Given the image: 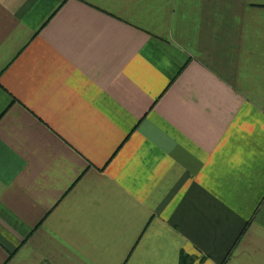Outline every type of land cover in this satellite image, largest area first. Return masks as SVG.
I'll list each match as a JSON object with an SVG mask.
<instances>
[{"label": "crops", "instance_id": "1", "mask_svg": "<svg viewBox=\"0 0 264 264\" xmlns=\"http://www.w3.org/2000/svg\"><path fill=\"white\" fill-rule=\"evenodd\" d=\"M0 264H264V0H0Z\"/></svg>", "mask_w": 264, "mask_h": 264}]
</instances>
